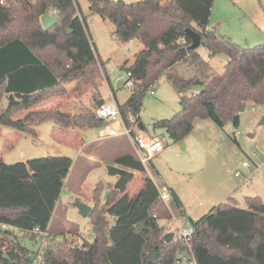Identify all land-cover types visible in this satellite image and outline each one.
<instances>
[{"label":"trees","instance_id":"trees-1","mask_svg":"<svg viewBox=\"0 0 264 264\" xmlns=\"http://www.w3.org/2000/svg\"><path fill=\"white\" fill-rule=\"evenodd\" d=\"M86 1L91 14L112 23V35L118 42L136 39L143 46L123 66L134 80L129 96L118 103L126 122L130 115L139 122L142 98L161 75L179 93L180 109L170 118L155 121L153 127L164 128L173 142L187 136L197 118L210 119L219 127L228 122L238 126L248 102L264 103V44L241 47L207 28L213 0ZM49 9L56 11L58 21L44 30L40 16ZM185 27L201 35L199 47L213 55L226 54L222 73L210 75L208 63L197 52L199 47H188L191 41ZM187 60L200 62L198 73L186 77L170 72ZM98 77V56L79 0H6L0 4V102L3 96L8 101L0 113V125L33 135L34 125L46 120L64 128L103 126L94 111L104 102L97 98ZM75 80V87L68 91L66 84ZM193 84L205 88L193 91ZM86 85L95 91L91 107L81 105L75 113L30 110L54 95H80ZM17 113L21 116L14 119ZM71 165L72 159L66 156L0 161V225L6 226L0 228V264H29L28 249L11 228L19 232L48 228ZM107 172L117 180L106 203L90 209L92 239L68 250L49 247L44 264H178L179 252H187L188 247L196 264H264V202L260 196H245L244 208L229 203L230 197L199 219H190L194 233L188 245L176 231L166 242L158 220L171 218V209L183 214L175 191L167 188L170 202L166 204L152 178L145 175L131 194L128 185L134 172H146L136 154L115 158ZM152 248L156 257L147 263Z\"/></svg>","mask_w":264,"mask_h":264},{"label":"rangeland","instance_id":"rangeland-1","mask_svg":"<svg viewBox=\"0 0 264 264\" xmlns=\"http://www.w3.org/2000/svg\"><path fill=\"white\" fill-rule=\"evenodd\" d=\"M79 4L98 56L100 79L97 82L100 80V83L97 91L105 100H114L115 94L122 101L130 94V89L124 84L126 72L123 66L133 60L136 51L143 47L142 43L138 40L117 42L111 32L112 23L97 14L89 13L86 0H79ZM208 28L230 38L241 47L264 44V0H213ZM197 52L203 60L209 62L211 76L222 73L227 61L226 54L213 55L204 47H199ZM199 67L200 62L187 60L170 72L188 77L198 73ZM86 87L80 95L61 94L70 99L66 107L68 112L77 104L72 103L73 98H83L80 103L84 107L94 105L92 95L95 91ZM72 88L66 89L70 91ZM150 89L154 90V94H150ZM179 101V93L165 75H161L145 92L139 124L150 135L161 139L164 147L147 162L146 172H136L128 185L129 192L134 193L140 186L141 178L148 175L160 190L171 187L176 191L183 214L171 209L174 213L171 218L158 220L165 233L177 232L190 219H199L213 207L226 203L230 197L233 200L229 203L240 208L246 207L245 196L258 195L264 202V124H259L264 117V103L248 102L239 115L238 126L228 122L219 127L210 119L197 118L193 122L192 131L181 141L173 142L164 128H154L153 123L177 113L180 109ZM7 104L3 96L0 113L6 109ZM54 109L62 110L60 107ZM19 116L20 113H17L13 117L17 119ZM233 129H236L235 133ZM67 130L70 128L56 125L52 120L34 125L35 135L0 125V161L26 162L46 156L71 158L72 165L48 229L58 241L64 240L69 232H76L82 239L90 241L93 237L92 216H82L76 203L82 202L90 208L97 204L104 205L117 180L116 176L108 174L107 166L114 165V159L123 154L136 153L126 135L119 133L111 136L104 126L76 128V134ZM77 134L79 137L75 138ZM242 161L251 163L250 168L242 169V174L245 176L250 171L253 173L251 179L245 182L231 172L240 168ZM252 161L258 165L257 168ZM108 218L112 224L113 219ZM11 231L20 244L28 249L29 255L35 252L36 243L32 238L17 229L11 228ZM59 247L63 248V245L59 244L56 248Z\"/></svg>","mask_w":264,"mask_h":264},{"label":"built area","instance_id":"built-area-1","mask_svg":"<svg viewBox=\"0 0 264 264\" xmlns=\"http://www.w3.org/2000/svg\"><path fill=\"white\" fill-rule=\"evenodd\" d=\"M6 0H0V4H5ZM50 14L57 15L54 9L48 10ZM126 72V77L124 78V84L127 88L131 89L134 86V80L129 71ZM150 94H154V90L150 89ZM95 114L98 118L103 120L104 128L108 131L109 135L115 136L119 133L126 135L131 141L137 157L145 166L158 152H160L164 143L161 139L156 136L149 135L144 131L137 122L134 116L130 115L128 122L122 117V114L118 107V102L116 100L104 101L95 108ZM236 132V129H233V133ZM253 162V161H252ZM250 162L242 161L240 162V168H237L233 171L235 177H240L245 181L251 179L253 173L250 171L247 175L242 174L243 168H250ZM254 166L257 168L258 165L253 162ZM161 199L168 204L170 200V194L165 187L162 191L159 189ZM0 228H6L5 225H0ZM26 236L32 238L36 243V249L34 253L30 254L29 264H44L45 254L49 247L56 248L59 244L63 245L65 250L72 249L75 247H82L84 244V239L81 238L78 234L67 233L64 237V240L58 241L50 233L49 229H42L40 227H34L32 230L27 232H20ZM194 233V228L191 225H186L178 229L177 237L179 240L185 244H189V241ZM70 237V238H68ZM177 263L178 264H196L195 258L191 254V250L188 247V251H180L178 255Z\"/></svg>","mask_w":264,"mask_h":264},{"label":"water","instance_id":"water-1","mask_svg":"<svg viewBox=\"0 0 264 264\" xmlns=\"http://www.w3.org/2000/svg\"><path fill=\"white\" fill-rule=\"evenodd\" d=\"M58 21V16L57 15H52L49 13L48 10H46L41 16H40V23L43 27L44 30H48L50 27H52L56 22ZM185 34L186 36L190 39L191 43L189 44V48L190 49H196L199 47L200 45V41H201V35L190 29L189 27H185ZM76 80L66 84V88L70 89L72 88L75 84H76ZM205 86L203 84H193L190 86V89L193 91H202L204 90ZM259 124H264V117L261 119V121L259 122ZM79 213L82 216H87L90 212V207L82 202H77L76 203ZM173 237V232H168L165 233L163 235V239L164 241L168 242L172 239ZM5 259H8V257L6 256V254H4L3 256ZM156 257V250L155 248H152L148 254H147V258L146 261L147 263H151L154 261ZM64 264H68L66 261H64Z\"/></svg>","mask_w":264,"mask_h":264},{"label":"crops","instance_id":"crops-1","mask_svg":"<svg viewBox=\"0 0 264 264\" xmlns=\"http://www.w3.org/2000/svg\"><path fill=\"white\" fill-rule=\"evenodd\" d=\"M80 8H81V5H80ZM88 11H89V4H88ZM89 13H90V11H89ZM81 14L83 15V13H82V11H81ZM207 28H208V25H207ZM112 32V31H111ZM91 37V36H90ZM92 40V39H91ZM134 40H136V39H134ZM118 42V41H117ZM128 42H130V41H128ZM95 48V47H94ZM141 49V48H140ZM140 49H138V51L140 50ZM96 50V49H95ZM137 52V51H136ZM200 55V54H199ZM200 57L203 59V57L200 55ZM206 61V60H205ZM207 62V61H206ZM208 64H209V62H207ZM176 66H178V65H176ZM175 66V67H176ZM99 83H100V80H99ZM98 88H99V86H98ZM99 91V90H98ZM129 95H127L126 97H124V99H122V101H119L118 100V98L116 97V95L114 94V96H113V98H114V100H116L118 103H122L127 97H128ZM97 98L98 99H102V100H104L105 102L106 101H109V100H105L101 95H100V92H99V94H98V96H97ZM73 100V104H75V103H77V104H75L74 106H72V108L73 109H71V110H69V112L70 113H75L77 110H78V108H79V106H81V103H80V101H82L83 100V98H82V100H80V99H77L76 100V98H73L72 99ZM88 100V99H87ZM69 101H70V99L67 97V96H62V95H60V96H58V95H54V96H51L50 98H48V99H46L45 101H43V102H41V103H39V104H37V105H35V106H33L30 110H38V109H54V108H56V107H60L62 110L64 109V110H67L66 109V107H68V104H69ZM68 111V110H67ZM196 120V119H195ZM83 129H86V128H83ZM144 129V128H143ZM67 131H69L71 134H72V131H73V133H77V131L78 130H76V128H73V129H71L70 128V130H67ZM144 131L146 132V133H148L145 129H144ZM149 134V133H148ZM150 135V134H149ZM75 138H78L79 136H78V134L77 135H75L74 136ZM80 140H82V139H79V141ZM162 151V150H161ZM160 151V152H161ZM134 152H135V150H134ZM136 153V152H135ZM136 172H134V177H135V174ZM67 177H68V175H67ZM66 177V178H67ZM141 177H142V175H141ZM140 177V178H141ZM66 178H65V180H66ZM238 178V177H237ZM140 185H141V180H140ZM140 187V186H139ZM167 188H171V187H167ZM174 190V189H173ZM137 191V190H136ZM135 191V192H136ZM175 191V190H174ZM134 192V193H135ZM175 193H176V191H175ZM131 194H133V193H131ZM177 194V193H176ZM178 196V195H177ZM252 196V195H251ZM179 197V196H178ZM232 198V197H231ZM180 199V198H179ZM181 201V200H180ZM172 216H173V214H172ZM188 225V224H187ZM69 232V231H68ZM70 233V232H69ZM71 233H74V234H78V233H76V232H71Z\"/></svg>","mask_w":264,"mask_h":264}]
</instances>
